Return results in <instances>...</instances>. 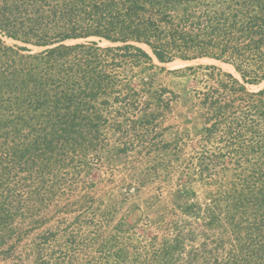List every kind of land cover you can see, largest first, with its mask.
I'll return each mask as SVG.
<instances>
[{
    "label": "rangeland",
    "instance_id": "rangeland-1",
    "mask_svg": "<svg viewBox=\"0 0 264 264\" xmlns=\"http://www.w3.org/2000/svg\"><path fill=\"white\" fill-rule=\"evenodd\" d=\"M105 2L120 19L132 6L84 12ZM16 3L0 31V264H264V80L233 65L264 63V0L143 3L133 19L179 48L170 63L96 37L54 58L36 43L72 29L74 0ZM209 41L231 63L196 57L220 53Z\"/></svg>",
    "mask_w": 264,
    "mask_h": 264
},
{
    "label": "trees",
    "instance_id": "trees-1",
    "mask_svg": "<svg viewBox=\"0 0 264 264\" xmlns=\"http://www.w3.org/2000/svg\"><path fill=\"white\" fill-rule=\"evenodd\" d=\"M103 1V0H102ZM150 2V0H123V2L127 5L129 9H127L126 14H124V18L120 19L118 15H115L117 13L115 11V8L111 4V2L105 4H101L102 8L99 7H93L94 10L89 14L87 12H84V4L86 3V0H74L75 3L73 5H70V10L67 11L68 16L70 17V23L69 25H73L72 29L70 28V31L66 32L65 34H62L60 38L55 39V41H43L42 43H36L39 47H51L54 45H59L57 47L47 49L45 52L49 54L52 57H56L58 54L61 56V58H67L71 56V53H74L78 49H82V45H75V46H66L63 43L69 40H78V39H88L90 37H96L100 39H104L106 41H109L111 43H128V42H135L138 44H144L147 45L149 48L152 49L154 56L157 58V60L161 63H170L173 62L175 59L172 56H169V50L173 49H179L175 45H165L161 44L160 41H158V35H156V32L154 33V28L151 27L148 24L144 25H137L135 17H138V12L141 11L143 13H146L148 11L147 7L143 5V3ZM17 0H0V31L2 33H6V25L10 26L16 22L17 14L20 13V9L17 5ZM96 2V1H95ZM122 2V3H123ZM128 3V4H127ZM169 3V2H168ZM80 7L82 10H80ZM149 12V11H148ZM133 15H135L133 19ZM93 16L95 19L93 22L89 20V18ZM87 19V22H91L95 27H86L85 26V20ZM88 24V23H87ZM13 26V25H12ZM11 26V27H12ZM100 28V29H99ZM79 30H82V33L79 34ZM119 31L120 36L118 38L115 37V33ZM212 32L217 33V30L212 28ZM154 33V34H153ZM9 34V33H7ZM11 36V35H9ZM153 38V41L151 40ZM210 43L206 42V45H210L211 49H214L216 51H219L218 55L210 54L204 52L197 53V56H207L214 58L218 61H225L228 63H231L230 61L224 60V52L227 51V48L223 49V47H218V45H215L213 41H209ZM95 44V43H93ZM202 43L197 42L196 40H188L186 49L196 52V50L202 48L201 50L204 51L208 49V46H203ZM117 50H135L137 52V55L141 56V58H145L146 61L151 62L152 58L151 56L146 53L143 49L136 47L134 45H126L125 47H118ZM258 49V48H256ZM262 49V48H261ZM27 50V49H25ZM237 50L234 51V54H237ZM263 55V54H262ZM233 56V55H232ZM182 60H188L186 55H180L177 57ZM237 60V59H236ZM61 60H58V62ZM136 61V60H135ZM245 61L244 57L241 58L240 63L242 64ZM57 62V61H56ZM235 66L236 71H238L243 80L245 82H248L250 84H259L264 80V63L262 66H260L259 71L254 73L252 76L248 77V73H246L242 68V65L236 62V64L233 63ZM257 74V75H256ZM86 79V78H85ZM244 89V88H243ZM242 89V90H243ZM264 92H260L259 95H263ZM42 97V96H41ZM66 99L69 98V96L66 94ZM45 102V101H43ZM45 104H48L47 102ZM71 103H66V112L63 115L65 119H61L62 123L60 127H63V129H60L64 133H68L69 131H72L75 134L74 129L75 125L71 123L69 120V110H70ZM71 126H70V124ZM65 128V131H64ZM79 127H76L75 129H78ZM81 128V127H80ZM79 130V129H78ZM79 134V133H78ZM61 137H57L58 139Z\"/></svg>",
    "mask_w": 264,
    "mask_h": 264
}]
</instances>
